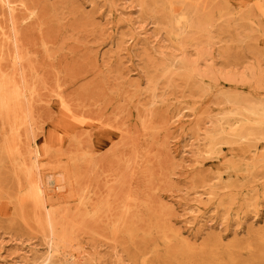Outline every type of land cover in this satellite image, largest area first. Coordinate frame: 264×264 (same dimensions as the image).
I'll use <instances>...</instances> for the list:
<instances>
[{
    "label": "bare ground",
    "instance_id": "obj_1",
    "mask_svg": "<svg viewBox=\"0 0 264 264\" xmlns=\"http://www.w3.org/2000/svg\"><path fill=\"white\" fill-rule=\"evenodd\" d=\"M133 1L167 44L121 32L98 68L76 48L95 3L0 0V224L30 243L22 264H264V0ZM175 124L201 171L188 192L258 220L204 238L177 226L162 192Z\"/></svg>",
    "mask_w": 264,
    "mask_h": 264
},
{
    "label": "rangeland",
    "instance_id": "obj_2",
    "mask_svg": "<svg viewBox=\"0 0 264 264\" xmlns=\"http://www.w3.org/2000/svg\"><path fill=\"white\" fill-rule=\"evenodd\" d=\"M86 14H92V4L95 3L98 10L95 13L97 31L94 33H85L79 38L78 50H87L85 46L91 47L96 55L98 68H104L107 62V56L113 55L109 53L111 45L108 41L119 36L121 32L130 33L131 31L141 39L139 48L143 43H147L155 48L159 45H165L164 37L158 34L152 24L149 22H141L137 13L136 2L133 0H74ZM121 26V27H120ZM120 27V29H119ZM100 29V31H99ZM105 35V37H102ZM127 46L132 44L129 41ZM83 52V51H82ZM118 61L121 62V68L125 71L126 78L129 80H143L139 72L142 67V60L139 51H123L118 53ZM95 75H90L86 80H93ZM223 81V80H222ZM240 85L242 83H239ZM77 85L75 88H77ZM145 86V85H143ZM243 95H252L245 89L237 90ZM211 104L210 106H212ZM186 127H175L171 129V151L173 157L176 158L179 166L175 179L164 187L163 194L168 195L167 202L171 206L174 219L178 221L177 226L187 231V235L191 237L204 238L214 234H224L234 229L243 230L247 225L258 218L253 216L251 220H245L239 217L237 208L224 207L217 208L216 204L207 199L206 195L190 194V178L194 174L201 172L196 169V155L194 153L193 140L187 135ZM186 131V132H185ZM205 161L206 167L204 172L218 173V169L212 164L214 161L207 154ZM209 156V157H208ZM242 161L241 157L229 156L226 161ZM213 172V173H214ZM191 189V188H190ZM264 204V203H263ZM261 203V206L263 205ZM242 214L241 216H244ZM250 217V218H251ZM261 217H264V206L262 207ZM259 225V224H257ZM29 242L24 238H20L12 231L7 230L0 224V264H22L21 257L26 254Z\"/></svg>",
    "mask_w": 264,
    "mask_h": 264
}]
</instances>
